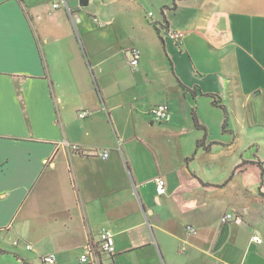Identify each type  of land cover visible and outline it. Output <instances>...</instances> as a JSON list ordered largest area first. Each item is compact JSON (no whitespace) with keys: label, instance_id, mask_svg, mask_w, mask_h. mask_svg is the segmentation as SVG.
<instances>
[{"label":"crops","instance_id":"0c3cea01","mask_svg":"<svg viewBox=\"0 0 264 264\" xmlns=\"http://www.w3.org/2000/svg\"><path fill=\"white\" fill-rule=\"evenodd\" d=\"M263 92L264 0H0V264H264Z\"/></svg>","mask_w":264,"mask_h":264},{"label":"built area","instance_id":"2783aa9c","mask_svg":"<svg viewBox=\"0 0 264 264\" xmlns=\"http://www.w3.org/2000/svg\"><path fill=\"white\" fill-rule=\"evenodd\" d=\"M54 7H59L60 3L53 4ZM147 16L154 20L155 14L150 11L148 12ZM155 23L165 28V20L162 19L161 22L155 21ZM164 32L167 36H169L173 41H175L177 44L181 41V38L183 37V32L179 30H173L171 28H165ZM142 51L138 46H133L128 51V64L132 69H136L141 60ZM149 113L158 121H169L171 119L172 115V109L171 105L168 102H161L156 105H154ZM89 114L88 110H83L79 113L80 117H86ZM101 156L106 159L109 157V151H103L101 153ZM167 191L166 188V180L164 178H158L157 180V192L158 194L162 195L165 194ZM243 218L240 214L236 213H227L221 218V222L228 223L233 221H242ZM254 241H258L261 243L263 240L260 236L256 235L253 237ZM28 249H31V245H27ZM116 253V244H115V236L114 232L109 229H104L101 232L100 241L98 244L89 243L87 244L84 249L83 253L81 254V261L83 263L86 262H96L99 259V256L101 254H107L109 256H113ZM46 262H49L51 264L56 262V258L54 255H48L45 258Z\"/></svg>","mask_w":264,"mask_h":264},{"label":"trees","instance_id":"16d2710c","mask_svg":"<svg viewBox=\"0 0 264 264\" xmlns=\"http://www.w3.org/2000/svg\"><path fill=\"white\" fill-rule=\"evenodd\" d=\"M165 24H166L165 28H170V27H169V24L167 23V21H165ZM156 26H157L158 28H161L163 31H164V29H165V28L163 29V27L158 26L157 24H156ZM214 100H215V101H214L215 104L218 105V106H220L221 108H223L224 111H225V113H226V119H225V123H224V125H223V127H225V126H226V123H227V120H228V110H227L226 106L223 105V104H221L220 101H219L217 98H215ZM193 118H194V120H195L196 125H197V126H201V124L199 123V119H198V116L196 115V113H193Z\"/></svg>","mask_w":264,"mask_h":264},{"label":"rangeland","instance_id":"374dc122","mask_svg":"<svg viewBox=\"0 0 264 264\" xmlns=\"http://www.w3.org/2000/svg\"><path fill=\"white\" fill-rule=\"evenodd\" d=\"M261 98L264 99V92H263V95H262ZM257 123L261 125V128H260L261 130L260 131H263V132H260L261 134H259V136L260 137H264V111L261 112V114H259ZM260 143H263V142L261 141Z\"/></svg>","mask_w":264,"mask_h":264},{"label":"water","instance_id":"95a60500","mask_svg":"<svg viewBox=\"0 0 264 264\" xmlns=\"http://www.w3.org/2000/svg\"><path fill=\"white\" fill-rule=\"evenodd\" d=\"M89 4V0H80V5L87 6Z\"/></svg>","mask_w":264,"mask_h":264}]
</instances>
